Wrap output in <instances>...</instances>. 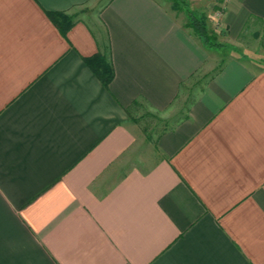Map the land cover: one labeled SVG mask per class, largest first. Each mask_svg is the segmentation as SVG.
I'll use <instances>...</instances> for the list:
<instances>
[{
  "label": "crops",
  "instance_id": "1",
  "mask_svg": "<svg viewBox=\"0 0 264 264\" xmlns=\"http://www.w3.org/2000/svg\"><path fill=\"white\" fill-rule=\"evenodd\" d=\"M89 1L0 0V264H264V67L225 59L158 159L107 185L138 109H167L211 55L160 0H105L103 33L48 16ZM253 21L264 0L225 1L229 44ZM105 43L108 87L85 62Z\"/></svg>",
  "mask_w": 264,
  "mask_h": 264
},
{
  "label": "rangeland",
  "instance_id": "2",
  "mask_svg": "<svg viewBox=\"0 0 264 264\" xmlns=\"http://www.w3.org/2000/svg\"><path fill=\"white\" fill-rule=\"evenodd\" d=\"M160 1L163 5L168 6L177 16L185 18L183 11L176 10L173 7V0ZM184 1L188 2L190 7L194 8L198 14L204 13L212 24L214 31L219 35V40L229 44L225 30L220 24L225 3L224 0ZM104 2L105 0H91L79 8L81 9L80 16L89 21L91 25L96 26L101 33H103L104 30L103 27L98 24L96 15ZM263 30L264 28L261 23L253 21L248 28H245L241 32L237 41L231 44L235 49H209L211 58L202 65L201 69L197 71L195 75L183 83L179 94L171 106L164 111L149 112L146 107L139 108L137 116L134 118L137 120L134 125L137 136L135 145L112 170L107 172L105 175V183L108 185V183L118 179L120 175L132 166L146 168L158 159L159 154L154 147L157 135L164 129L171 127L177 120L187 115L188 106L191 101L197 97L207 79L225 59H228L230 56L243 57L257 62V65L264 67Z\"/></svg>",
  "mask_w": 264,
  "mask_h": 264
},
{
  "label": "trees",
  "instance_id": "3",
  "mask_svg": "<svg viewBox=\"0 0 264 264\" xmlns=\"http://www.w3.org/2000/svg\"><path fill=\"white\" fill-rule=\"evenodd\" d=\"M172 3L176 10L184 12V27L189 28L192 31V34L198 38L203 47L208 50L216 48L235 49L231 44L219 40V35L214 31L212 24L206 18L204 13L198 14L196 10L191 8L189 3L184 0H173ZM80 12L81 9L75 7L70 11H49L48 16L59 31L62 34H65L77 20H81ZM248 26L249 25L247 24L245 28H248ZM108 48V44L105 43L104 48H99L98 52L85 58L87 65L105 87H108L114 76L113 65Z\"/></svg>",
  "mask_w": 264,
  "mask_h": 264
},
{
  "label": "built area",
  "instance_id": "4",
  "mask_svg": "<svg viewBox=\"0 0 264 264\" xmlns=\"http://www.w3.org/2000/svg\"><path fill=\"white\" fill-rule=\"evenodd\" d=\"M224 1H226V0H224Z\"/></svg>",
  "mask_w": 264,
  "mask_h": 264
}]
</instances>
